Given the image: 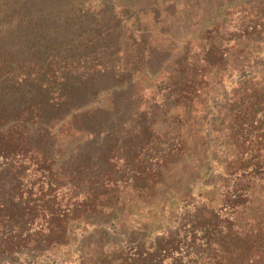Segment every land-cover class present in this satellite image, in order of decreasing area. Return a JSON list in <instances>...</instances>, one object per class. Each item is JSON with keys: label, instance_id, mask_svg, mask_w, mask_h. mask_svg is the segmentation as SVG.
I'll list each match as a JSON object with an SVG mask.
<instances>
[{"label": "trees", "instance_id": "16d2710c", "mask_svg": "<svg viewBox=\"0 0 264 264\" xmlns=\"http://www.w3.org/2000/svg\"><path fill=\"white\" fill-rule=\"evenodd\" d=\"M0 264H264V0H0Z\"/></svg>", "mask_w": 264, "mask_h": 264}, {"label": "rangeland", "instance_id": "374dc122", "mask_svg": "<svg viewBox=\"0 0 264 264\" xmlns=\"http://www.w3.org/2000/svg\"><path fill=\"white\" fill-rule=\"evenodd\" d=\"M176 36H177V35H176ZM174 48H177V46L175 45V46H174ZM141 83L145 84V82H144L143 80H142V82H141Z\"/></svg>", "mask_w": 264, "mask_h": 264}]
</instances>
